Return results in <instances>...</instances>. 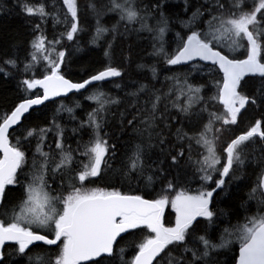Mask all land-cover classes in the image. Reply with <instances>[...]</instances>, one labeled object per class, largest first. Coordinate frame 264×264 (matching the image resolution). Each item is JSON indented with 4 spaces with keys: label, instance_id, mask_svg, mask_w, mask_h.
<instances>
[{
    "label": "snow or ice",
    "instance_id": "obj_1",
    "mask_svg": "<svg viewBox=\"0 0 264 264\" xmlns=\"http://www.w3.org/2000/svg\"><path fill=\"white\" fill-rule=\"evenodd\" d=\"M168 3L17 0L32 35L23 61L13 52L0 62L5 77L22 74L24 93L0 112V264H221L219 255L234 245L235 264H264V0H183L186 18L173 13L181 29L174 32ZM13 10L0 0V16ZM88 16L95 23L87 45L101 48L103 60L74 80L66 73L73 55L84 51L80 36ZM104 17L116 23L107 27ZM141 33L170 73L169 86L140 83L126 92L133 111L126 107L112 124L122 101L106 89L121 88L125 76L116 39ZM119 56L130 61L131 45ZM137 67L158 79L155 64ZM213 71L222 73L213 95L190 81L196 72ZM75 94L94 107L71 129L56 116L46 126L27 123L26 114L57 97L73 101H57V115L67 112L76 121L82 105ZM256 110L261 118L247 123ZM249 165L256 180L233 223L219 200L245 179ZM112 179L149 191L98 186ZM168 208L174 223H165Z\"/></svg>",
    "mask_w": 264,
    "mask_h": 264
},
{
    "label": "trees",
    "instance_id": "obj_2",
    "mask_svg": "<svg viewBox=\"0 0 264 264\" xmlns=\"http://www.w3.org/2000/svg\"><path fill=\"white\" fill-rule=\"evenodd\" d=\"M80 2L81 5H83L86 3V0H80ZM200 2H202V0H190V5H195ZM6 3L8 7H12L14 10L10 15L0 16V62L12 55L13 52H15V55L19 57V61H23L27 55L28 41L32 35L30 26L25 23L27 18L24 17L23 14H19V10L16 7L17 0H6ZM165 12L173 19V32L181 31L179 24L175 23V16L173 13H178L181 19L186 18V14L183 12V0H169L168 5L165 6ZM82 23L86 29L80 36V44L81 47L84 48V51L77 52L73 55L71 65L66 73L74 80H80L89 75L91 72L95 71L101 65L103 60L101 48H91L87 45V41L90 40L91 36L94 34L95 22L93 18L88 16L82 21ZM101 23L105 24L107 27H112V25L116 23V19L113 17H104ZM173 32H169L168 36L166 37V39L169 41V47H174V43L172 42ZM51 34L52 29L51 26H49V35L51 36ZM151 43L152 42L147 38V34L144 33H141L139 38L136 35H129L126 38L118 36L116 39L114 46L118 54L116 62L124 67L125 76L123 78V86L121 88L117 89L109 87L106 89V91H108L112 96H115L122 101V103L117 108L113 109L112 115L109 117V120L112 124L119 123L120 114L125 112L126 107L129 108V111H133V109L129 107L130 101L134 102L133 98L131 96L125 95V93L134 91L140 83H147L150 87L167 91L169 82L165 80V77L170 75V73L156 57L150 55L152 52ZM128 45H131V60L125 61L119 56V51L121 48H124V50L127 51ZM67 47L69 53L72 54L71 45H68ZM138 64H155L159 74L158 79L152 80L151 73L147 70L141 71L138 69ZM21 75V73L13 72L11 75L5 77L2 73H0V112L11 110L17 103L20 102L21 98L23 97L24 93L21 90L22 86H19ZM37 75H40L39 69L37 70ZM221 76L222 74L218 71H213L210 75L196 72L190 77V81L194 84H205L204 92L208 95H213L215 94L216 89L212 87V84L218 82ZM75 99L78 100L82 105V107L77 108L75 111V115L77 117L76 121L70 120L67 112H62L57 115L56 110L59 108V104L57 101H55L40 108L41 111H32L28 115L30 116V119L27 121V123L33 126H46L49 120L53 116H56L59 122L71 129V127L76 125L77 121L86 119V113L90 111L92 107H94L90 101L83 99V97H81L79 94H75ZM58 101H64L69 106H71L73 103V101H69L68 99H62ZM140 102L143 103V100ZM216 107L222 108L221 105H216ZM172 113L176 114L175 109H172ZM260 118L261 113L259 110H256L251 112L246 120L247 123L250 124L254 120ZM22 123H24V121ZM17 135H19V133ZM66 135L68 134L66 133ZM81 135H83L84 139L87 140L86 132L81 133ZM76 139L77 137H72L73 147H75L74 141ZM127 139V135L122 137L121 142L118 144V154H122L120 153V149H122L124 146L123 141ZM26 151L28 152L29 159H31L32 150ZM114 166H118V162ZM246 173L245 179L234 183L229 193L222 196L219 200V207L230 212L233 217V223H235L236 215L243 214L245 209L241 205L247 199V193L254 185L256 180V175L253 173V168L251 165L246 166ZM98 186H116L121 191L139 192L140 194H144L149 191L147 189H143L142 185L138 186L136 182H128L122 179H112L106 183H101ZM198 186L199 185L195 183L191 185L193 189ZM250 207L252 210H255L254 203L250 205ZM174 219L175 213L171 211V208H168L165 215V223H174ZM212 234L214 238L218 235V233L215 231ZM125 244H128V242L126 241ZM130 251L131 249H129V252ZM237 257L238 245H234L233 251L220 254L219 260L221 264H235V259H237ZM126 258H130V256H126Z\"/></svg>",
    "mask_w": 264,
    "mask_h": 264
},
{
    "label": "water",
    "instance_id": "obj_3",
    "mask_svg": "<svg viewBox=\"0 0 264 264\" xmlns=\"http://www.w3.org/2000/svg\"><path fill=\"white\" fill-rule=\"evenodd\" d=\"M221 74H222V73H221ZM37 91H41V90L37 89ZM70 95H71V94H70ZM62 99H67V98H66V97H57L56 100L46 101L44 105L36 106V108L40 109V108H42L43 106H45V105H47V104H49V103H52V102H55V101H58V100H62ZM36 108H34L32 111L36 110ZM32 111H31V112H32ZM31 112H30V113H31ZM30 113H29V114H30ZM29 114H26V115L28 116ZM22 122H23V121H22ZM16 127L18 128V127H20V126L17 125ZM237 259H238V257H237Z\"/></svg>",
    "mask_w": 264,
    "mask_h": 264
},
{
    "label": "rangeland",
    "instance_id": "obj_4",
    "mask_svg": "<svg viewBox=\"0 0 264 264\" xmlns=\"http://www.w3.org/2000/svg\"><path fill=\"white\" fill-rule=\"evenodd\" d=\"M167 210H168V209H166V211H165V215H166V213H167ZM171 211H172V210H171Z\"/></svg>",
    "mask_w": 264,
    "mask_h": 264
}]
</instances>
